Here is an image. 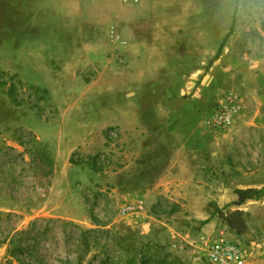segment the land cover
<instances>
[{
	"label": "rangeland",
	"instance_id": "obj_1",
	"mask_svg": "<svg viewBox=\"0 0 264 264\" xmlns=\"http://www.w3.org/2000/svg\"><path fill=\"white\" fill-rule=\"evenodd\" d=\"M263 188L264 0H0V264H264Z\"/></svg>",
	"mask_w": 264,
	"mask_h": 264
},
{
	"label": "trees",
	"instance_id": "obj_2",
	"mask_svg": "<svg viewBox=\"0 0 264 264\" xmlns=\"http://www.w3.org/2000/svg\"><path fill=\"white\" fill-rule=\"evenodd\" d=\"M217 56V55H216ZM215 56V57H216ZM13 89H14V85L11 84L10 88H9V93L10 95H13ZM34 90L36 93H40L41 95H43L41 98H45L46 99V94L47 91L45 89H38L36 87H34ZM15 101V100H14ZM17 104L19 103L18 101H15ZM235 193L237 194V199L234 201L235 205H241L242 203H244L246 200H259L261 198L264 197V188L260 189V190H256V189H246V190H236ZM221 212V210H218ZM241 216V212L239 210H236L234 212L231 213L230 216H225L224 220L226 221L227 225L230 226L231 228L235 229L236 231L240 232V228L244 227V221L243 220H235L233 221V217H238ZM206 222H203V224Z\"/></svg>",
	"mask_w": 264,
	"mask_h": 264
},
{
	"label": "built area",
	"instance_id": "obj_3",
	"mask_svg": "<svg viewBox=\"0 0 264 264\" xmlns=\"http://www.w3.org/2000/svg\"><path fill=\"white\" fill-rule=\"evenodd\" d=\"M210 249L209 255L214 262L225 264L231 261L235 264H244L245 258L241 248L230 243L224 237H219Z\"/></svg>",
	"mask_w": 264,
	"mask_h": 264
},
{
	"label": "crops",
	"instance_id": "obj_4",
	"mask_svg": "<svg viewBox=\"0 0 264 264\" xmlns=\"http://www.w3.org/2000/svg\"><path fill=\"white\" fill-rule=\"evenodd\" d=\"M262 204H264V201L262 202Z\"/></svg>",
	"mask_w": 264,
	"mask_h": 264
}]
</instances>
